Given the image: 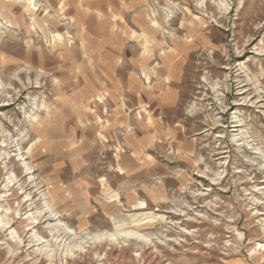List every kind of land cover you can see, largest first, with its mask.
Returning <instances> with one entry per match:
<instances>
[{
    "label": "rangeland",
    "instance_id": "obj_1",
    "mask_svg": "<svg viewBox=\"0 0 264 264\" xmlns=\"http://www.w3.org/2000/svg\"><path fill=\"white\" fill-rule=\"evenodd\" d=\"M0 264H264V0H0Z\"/></svg>",
    "mask_w": 264,
    "mask_h": 264
},
{
    "label": "crops",
    "instance_id": "obj_2",
    "mask_svg": "<svg viewBox=\"0 0 264 264\" xmlns=\"http://www.w3.org/2000/svg\"><path fill=\"white\" fill-rule=\"evenodd\" d=\"M147 76H149V77H151V76H153L152 75V73H151V71H150V69L147 71ZM169 77V76H168ZM165 79H168L167 78V75H166V78ZM152 81V80H151ZM154 85L152 84V82H150L149 84H148V86H147V93H148V95H150L151 96V93L153 92V89H154V87H153ZM149 96V97H150ZM138 100V101H137ZM136 100V103H133V105H132V107H135V109H138L137 107H141L142 105H144V106H149V113H151V109H152V107H153V105H154V103H152V100L151 99H148V102L149 103H141V100L142 99H137ZM140 102V103H139ZM139 114H141L140 112H139ZM144 118H146V116L145 115H142ZM151 121V120H150ZM148 122V128H149V130H152V131H149L148 132V134H149V139L151 140H155L156 139V136H155V129L153 128V122ZM151 128V129H150Z\"/></svg>",
    "mask_w": 264,
    "mask_h": 264
}]
</instances>
